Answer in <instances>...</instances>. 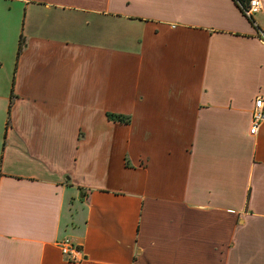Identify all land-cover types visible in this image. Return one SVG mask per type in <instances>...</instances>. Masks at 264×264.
Here are the masks:
<instances>
[{
	"label": "crops",
	"instance_id": "1",
	"mask_svg": "<svg viewBox=\"0 0 264 264\" xmlns=\"http://www.w3.org/2000/svg\"><path fill=\"white\" fill-rule=\"evenodd\" d=\"M260 2L0 0V264H264Z\"/></svg>",
	"mask_w": 264,
	"mask_h": 264
},
{
	"label": "built area",
	"instance_id": "2",
	"mask_svg": "<svg viewBox=\"0 0 264 264\" xmlns=\"http://www.w3.org/2000/svg\"><path fill=\"white\" fill-rule=\"evenodd\" d=\"M260 0H251L248 7L244 10L248 18H252L254 14L261 10ZM260 39L264 42V33H261ZM264 123V98L259 97L256 99L255 107L252 112V127L251 134L256 135L259 131L261 124ZM63 255L70 261L78 262L82 260L80 250L72 243L70 239H64L58 243Z\"/></svg>",
	"mask_w": 264,
	"mask_h": 264
},
{
	"label": "trees",
	"instance_id": "3",
	"mask_svg": "<svg viewBox=\"0 0 264 264\" xmlns=\"http://www.w3.org/2000/svg\"><path fill=\"white\" fill-rule=\"evenodd\" d=\"M234 1L239 6V8L242 10L243 13H244V10L248 7V5L251 2V0H234ZM109 118L112 119V120H115V121L126 123V124L130 121V119H127V118H124V117H120V116H117V115H109Z\"/></svg>",
	"mask_w": 264,
	"mask_h": 264
}]
</instances>
